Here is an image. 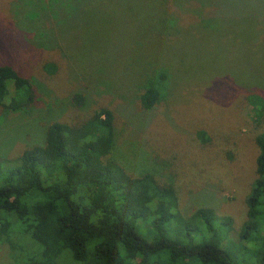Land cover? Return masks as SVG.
<instances>
[{
	"label": "rangeland",
	"instance_id": "1",
	"mask_svg": "<svg viewBox=\"0 0 264 264\" xmlns=\"http://www.w3.org/2000/svg\"><path fill=\"white\" fill-rule=\"evenodd\" d=\"M3 65L32 82L34 100L0 108V157L42 145L54 122L78 127L106 109L107 158L171 184L185 219L213 210L228 224L224 248L255 263L235 245L264 129V110L255 111L264 103V0H0ZM151 83L165 86L146 111L139 97ZM11 240V251L0 244V264L41 249L16 230ZM67 256L58 264H76Z\"/></svg>",
	"mask_w": 264,
	"mask_h": 264
},
{
	"label": "trees",
	"instance_id": "2",
	"mask_svg": "<svg viewBox=\"0 0 264 264\" xmlns=\"http://www.w3.org/2000/svg\"><path fill=\"white\" fill-rule=\"evenodd\" d=\"M163 86L143 91L144 110L155 107ZM33 100L32 82L0 66V108L25 110ZM263 110L264 103L255 108ZM113 145V115L100 109L78 127L52 123L42 145L15 159L0 157V244L13 250L16 230L41 247L13 264H58L67 254L76 264H238L237 251L222 245L226 220L209 208L185 219L175 188L150 173L128 174L107 158ZM255 145L247 219L235 246H248L254 264H264V129Z\"/></svg>",
	"mask_w": 264,
	"mask_h": 264
}]
</instances>
